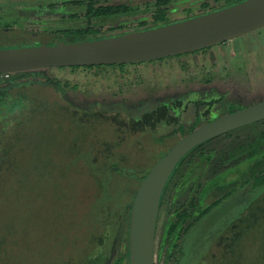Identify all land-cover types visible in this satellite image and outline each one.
<instances>
[{"label": "trees", "instance_id": "trees-1", "mask_svg": "<svg viewBox=\"0 0 264 264\" xmlns=\"http://www.w3.org/2000/svg\"><path fill=\"white\" fill-rule=\"evenodd\" d=\"M42 1H45L44 3L50 9L58 5L65 7L70 14L61 19V22L67 23L53 27L47 31L48 33H44H47L48 36L46 40H35L36 46L92 41L142 31L199 16L243 0H225L221 4L214 1L212 3L202 1L198 4L195 13L184 8L177 9L176 11H181V14L174 11L181 4L179 3L175 7L172 4L173 0H146L134 4H129L125 0ZM10 3L12 4V1ZM7 23L0 24V27H6ZM18 39L19 42L27 41L23 40V37H18ZM224 43H218L215 46ZM210 48L212 46L146 62L41 68L7 73V76L0 78V201L1 195L4 194L3 190L16 187L18 179L22 176L28 177L27 174L36 171V177L32 175L30 179L34 182L36 179L45 176L41 178L44 180L48 178L46 173L49 172L50 168L69 174L66 177L71 183H69L68 189L75 202L77 201L76 188L80 186L82 189L83 195H81L78 204L83 203L84 205L82 212L88 220L86 227L91 231L95 230V232L92 234V243L84 253L79 254L76 258L69 256L64 258L65 264H107L108 241L112 243V239H115L118 231H121L118 240L119 255L112 264H129L128 222L132 200L139 186L135 187L132 178L135 177L134 179L141 182L149 169L171 146L179 141L185 133L196 128V125L192 124L194 121L207 123L215 118L204 120L206 115L197 113L194 115L190 127L187 125L186 128L184 124L178 123L176 129L165 134L172 128V123L168 121L169 117H173L182 109L180 107L182 97H185L186 101L191 100L187 102L186 108L192 107L198 111L194 97L190 93H184L181 97L161 95H167L170 91L183 87L186 84L185 78L177 77L175 83L167 82L163 86H151L149 83H144L143 88L148 92L146 93L147 99L143 100L140 105L130 108L126 106L127 98L125 97L120 98L119 103H115L110 97L97 96L98 93L95 94L89 89L76 93V96L75 93H67L75 91L77 86L67 87L61 79L49 73V70L63 69L77 72L79 69H84L91 72L95 69L111 68L116 69L119 72V78L124 80L125 68L128 65L137 66L147 63L149 66L158 65L157 68H161L164 63H167L168 67L172 68L173 64L177 63L181 69L187 71L188 62L184 58L204 53ZM155 69H152V74L156 73ZM189 74L188 82H191L194 77L190 72ZM208 82L210 81L207 79L205 83ZM122 84H124L123 87L129 88L126 82ZM177 84L179 85L177 86ZM187 89V92L191 90L190 87ZM154 92L159 93L154 95ZM69 94L74 96L71 97ZM232 105H228L230 106L229 113L238 110H233ZM60 128L64 131L68 130L71 136L70 140L72 139L66 146L64 160H59L50 166L44 162H29L25 159V153L30 149L32 136L35 132L40 130L38 133H44L49 129L60 130ZM157 133L163 135L157 137ZM232 133L234 131L228 132L222 137H228ZM261 133V140L263 139L264 143V132ZM175 134H178V138L166 145L165 148L167 149H161L160 146H157ZM149 138H151V143L149 142L148 145L146 141ZM83 139L87 141L83 142ZM211 140L194 148L178 163L163 190L159 208L162 206L164 195L172 178L179 171L183 161L190 157L187 161L189 162L187 170L184 174L179 175L174 186L173 202L176 209L161 227L156 257L164 252L166 254L165 260H170L174 251L179 247L180 240L189 230L201 223L207 215H210L215 208L221 205L222 201L228 200L233 189L230 188V191L223 189L221 179H226V177H220L224 171L218 170L217 167L225 168L228 163L232 162V165L226 167V170L229 171L230 166L235 165V163L239 165L245 155L248 157L245 168L251 171L249 172L252 174L251 180L254 179L252 187L257 188L259 186L262 189V194H258L259 196L254 198L253 203L252 201L249 202L248 206L243 209V225H230L218 236L222 240L228 231L237 234H241L242 231V234L245 235V232L256 225L253 216H251L253 218H247L252 215L249 213L252 211L251 206L249 207L250 203L254 206H258L260 203V207L264 204V144L259 145L262 143L261 140H256L252 144H255L253 148L247 149L246 154L237 152V150L243 149L244 146L241 145L230 148L226 154H221L218 150L206 152L203 149V146ZM126 152H131L132 157H129ZM142 155H144L143 158L146 159L148 165L146 172L137 177L131 166L127 165L130 161L127 162L126 160L133 158L132 161H136ZM191 156L194 157L192 160ZM213 164L218 166L214 167ZM208 168L212 170L211 178L216 180L212 184V189L206 192L201 180ZM62 180L63 178H61ZM245 182L248 183L249 179ZM91 217L94 223L90 220ZM158 220L159 216L156 224L155 242ZM66 228L68 227H64L62 230ZM77 232L82 234L80 230ZM4 242V239H0V248Z\"/></svg>", "mask_w": 264, "mask_h": 264}, {"label": "rangeland", "instance_id": "rangeland-1", "mask_svg": "<svg viewBox=\"0 0 264 264\" xmlns=\"http://www.w3.org/2000/svg\"><path fill=\"white\" fill-rule=\"evenodd\" d=\"M125 1L134 4L146 0ZM202 1L209 3L214 1L221 4L225 0H173L172 4L175 7L181 4L174 11L184 8L195 13L198 4ZM44 2L42 0H0V24L8 22L6 27H0V48L36 46L37 39H47V31L51 28L67 23L61 22V19L70 14L65 7L58 5L50 9ZM177 13L181 14V11ZM45 32L47 33L44 34ZM18 37H23V40L27 41L19 42ZM184 59L188 62L187 71L174 62L172 68H169L167 63H164L161 68H157L158 65L149 66L147 63L137 66L128 65L125 68L124 80L119 78V72L116 69L111 68L95 69L91 72L84 69H79L77 72L51 69L49 73L61 79L69 88L73 85L77 86L75 91L67 93H75L76 96V93L89 89L95 94L98 93L97 96L110 97L115 103H119L120 98L125 97L127 98L126 106L130 108L140 105L147 99L148 92L143 88L144 83H149L151 86H163L167 82L175 83L177 77L185 78L186 84L183 87L180 86L181 88L174 89L167 95H161L181 97L184 93H190L194 97L198 111L192 107L186 108L187 102L191 100L186 101V98L182 97L180 102L182 109L173 117H169L168 121L172 123V128L165 134L176 129L178 123L184 124L186 128L187 125L190 127L197 113L206 115L204 120L217 118L230 112V106H228L230 104H233L231 108L236 110L264 101V28L227 41L223 45H214L204 53L190 55ZM154 68L156 73L152 74L151 71ZM189 72L194 77L191 82H188ZM207 79L210 82L205 83ZM123 82H126L129 88L123 87ZM171 83L169 84L172 85ZM187 87L191 88L189 92L186 91ZM155 93L159 92L153 94ZM161 95L156 96L162 97ZM69 96L74 95L69 94ZM204 123V121L198 123L194 121L192 124L198 127ZM38 132L32 136V144L25 153V159L29 162H44L50 166L59 160H64L66 146L72 140L68 130L64 131L60 128V130L49 129L44 133ZM261 132H264V120L234 130V133L228 137H216L205 144L203 149L206 152L218 150L221 154H226L230 148L241 145L244 146L243 149L237 152L246 154L247 149L253 148L255 144H252L256 140H261ZM161 135L163 134L157 133L156 136ZM177 138L178 134H175L157 146L164 149ZM262 140L259 145L264 144ZM85 141L87 140L83 139V142ZM150 141L151 138L146 141L148 145ZM126 154L132 157L131 152ZM143 157L144 155L139 156L136 161H132L133 158L126 160L130 161L127 165L131 166L137 177L146 172L148 162ZM245 157L239 165L235 163L234 168L230 166L229 171L226 167L232 165V162L225 168L213 164L218 170L224 171L220 175V177H226L221 179L223 189L225 191L233 189L232 194L228 200L222 201L221 205L211 212L212 215H207L201 223L192 227L189 232L192 231L185 240L179 243L172 258L165 260L166 254L162 252L159 257H156V251L161 227L176 209L173 202L174 186L179 175L187 170L189 163L187 161L190 157L183 161L163 198L156 232L154 264H264V204L260 207V203L258 206L250 203L249 207L251 206L252 211L249 213L252 215H249L247 219L253 216L256 225L251 224L253 227L249 228L245 235L242 231L241 234L228 231L222 240L218 236L230 225L244 224L243 209L249 202L253 203L254 198H257L262 191L259 186L252 187L254 179L251 180L252 174H249L251 171L245 168L248 159ZM211 172V168H208L201 180L206 192L212 189V184L216 180L211 178ZM36 173L32 171V174H27L28 177L22 176L18 179L16 187L4 189V194L1 195L0 239H4L5 242L0 248V264H65L64 258L68 256L76 258L79 254L82 255L92 243V234L95 230L91 231L86 227L88 220L83 216L84 205L78 204L83 195L80 186L75 191L77 194L75 202L68 189L70 181L66 178L69 175L67 172L50 168L46 173L47 179L41 180L45 177L43 176L33 182L30 178L32 175L36 177ZM61 178H63L62 181ZM134 178L132 182L137 187L140 181ZM247 179H249L248 183L245 182ZM90 220L93 222L92 217ZM64 227L68 228L62 230ZM77 230H80L82 234ZM120 235L121 231H118L112 243L108 241L107 264H112L119 255Z\"/></svg>", "mask_w": 264, "mask_h": 264}, {"label": "water", "instance_id": "water-1", "mask_svg": "<svg viewBox=\"0 0 264 264\" xmlns=\"http://www.w3.org/2000/svg\"><path fill=\"white\" fill-rule=\"evenodd\" d=\"M264 28V0L225 8L142 31L92 41L0 48V74L41 68L146 62L233 40ZM264 120V101L194 128L149 169L132 200L128 222L129 264H154L159 203L178 163L197 146Z\"/></svg>", "mask_w": 264, "mask_h": 264}, {"label": "crops", "instance_id": "crops-1", "mask_svg": "<svg viewBox=\"0 0 264 264\" xmlns=\"http://www.w3.org/2000/svg\"><path fill=\"white\" fill-rule=\"evenodd\" d=\"M192 231V230H191ZM190 231V232H191ZM190 232H188L181 240H180V242H183L184 240H185V238H186V236L190 233Z\"/></svg>", "mask_w": 264, "mask_h": 264}, {"label": "built area", "instance_id": "built-area-1", "mask_svg": "<svg viewBox=\"0 0 264 264\" xmlns=\"http://www.w3.org/2000/svg\"><path fill=\"white\" fill-rule=\"evenodd\" d=\"M2 76H7V73L0 74V78H1Z\"/></svg>", "mask_w": 264, "mask_h": 264}, {"label": "flooded vegetation", "instance_id": "flooded-vegetation-1", "mask_svg": "<svg viewBox=\"0 0 264 264\" xmlns=\"http://www.w3.org/2000/svg\"><path fill=\"white\" fill-rule=\"evenodd\" d=\"M162 207V206H161ZM161 213V208H159V214ZM159 214H158V216H159Z\"/></svg>", "mask_w": 264, "mask_h": 264}]
</instances>
